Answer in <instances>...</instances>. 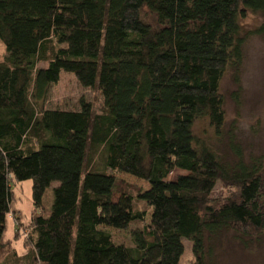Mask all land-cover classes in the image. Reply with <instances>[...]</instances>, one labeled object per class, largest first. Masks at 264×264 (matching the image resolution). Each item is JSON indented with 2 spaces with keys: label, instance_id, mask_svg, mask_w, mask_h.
<instances>
[{
  "label": "trees",
  "instance_id": "trees-1",
  "mask_svg": "<svg viewBox=\"0 0 264 264\" xmlns=\"http://www.w3.org/2000/svg\"><path fill=\"white\" fill-rule=\"evenodd\" d=\"M248 13L264 16V0H0V249L13 182L32 181L37 211L27 251L0 264H179L183 240L207 264L223 231L263 232L264 165L230 134L229 153L210 144L225 135L220 85L228 72L238 81ZM63 71L98 90L99 113L83 98L46 107ZM176 170L186 174L169 179ZM118 173L148 186L133 191ZM216 183L234 192L213 198Z\"/></svg>",
  "mask_w": 264,
  "mask_h": 264
},
{
  "label": "rangeland",
  "instance_id": "rangeland-1",
  "mask_svg": "<svg viewBox=\"0 0 264 264\" xmlns=\"http://www.w3.org/2000/svg\"><path fill=\"white\" fill-rule=\"evenodd\" d=\"M261 22H264V16L260 13H248L246 18L241 21L242 31L247 34V39L243 48L244 57L238 81L235 82L231 72H228L224 75L220 85L226 114L225 135L218 140L210 139V144L219 153L225 155L227 152L229 153L230 149L228 147L230 134L246 161L254 159L264 165V35L254 33ZM6 54L5 46L0 40V60L4 59ZM41 66H45V63H42ZM80 98L92 104L94 113H99L102 110V97L98 90L81 87L73 73L63 71L59 81L51 86L45 105L46 107L76 108ZM235 98H237L238 104L235 103ZM195 129L201 136H207V138L212 136V130L206 122L197 123ZM86 156V167H96L99 162L98 152L90 147ZM102 170L103 164L100 163L96 171ZM180 174H186V172L176 170L168 178L174 179ZM117 177L120 181L125 182L131 190L134 188L145 189L148 186L146 181L128 174L118 173ZM12 184L15 200L12 204V212L6 222V234L9 242L3 249H0V255L4 256H10L12 250L20 255L27 251L31 216L37 213L33 210L32 204V181L24 180ZM56 185L57 183L53 182L43 194L42 201L47 210H49L53 199L52 188ZM232 192L234 189L216 183L212 197L222 199ZM111 232L119 235L128 234L124 230L112 229ZM183 244L184 250L179 264H194L191 242L183 240ZM208 244H206V249L211 246V253L206 258L207 264H264V230L258 237L255 235L246 237L226 230Z\"/></svg>",
  "mask_w": 264,
  "mask_h": 264
}]
</instances>
